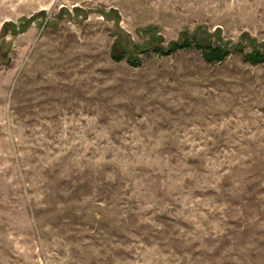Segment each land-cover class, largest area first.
Instances as JSON below:
<instances>
[{
	"label": "rangeland",
	"instance_id": "374dc122",
	"mask_svg": "<svg viewBox=\"0 0 264 264\" xmlns=\"http://www.w3.org/2000/svg\"><path fill=\"white\" fill-rule=\"evenodd\" d=\"M263 59L264 0H0V264H264Z\"/></svg>",
	"mask_w": 264,
	"mask_h": 264
},
{
	"label": "trees",
	"instance_id": "16d2710c",
	"mask_svg": "<svg viewBox=\"0 0 264 264\" xmlns=\"http://www.w3.org/2000/svg\"><path fill=\"white\" fill-rule=\"evenodd\" d=\"M205 59L207 60V61H210V59L209 58H207L206 56H205ZM264 60V59H263ZM258 62H262V61H258Z\"/></svg>",
	"mask_w": 264,
	"mask_h": 264
}]
</instances>
